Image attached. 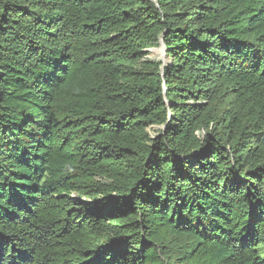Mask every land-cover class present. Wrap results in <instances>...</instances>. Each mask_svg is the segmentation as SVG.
I'll use <instances>...</instances> for the list:
<instances>
[{
    "label": "trees",
    "instance_id": "obj_1",
    "mask_svg": "<svg viewBox=\"0 0 264 264\" xmlns=\"http://www.w3.org/2000/svg\"><path fill=\"white\" fill-rule=\"evenodd\" d=\"M0 264H264V0H0Z\"/></svg>",
    "mask_w": 264,
    "mask_h": 264
},
{
    "label": "rangeland",
    "instance_id": "obj_2",
    "mask_svg": "<svg viewBox=\"0 0 264 264\" xmlns=\"http://www.w3.org/2000/svg\"><path fill=\"white\" fill-rule=\"evenodd\" d=\"M148 52L149 54L145 57V59L150 60V61L159 62L161 64L160 70L162 72L164 68L169 64L170 61L168 57L165 56V52L161 44L156 48H151Z\"/></svg>",
    "mask_w": 264,
    "mask_h": 264
},
{
    "label": "water",
    "instance_id": "obj_3",
    "mask_svg": "<svg viewBox=\"0 0 264 264\" xmlns=\"http://www.w3.org/2000/svg\"><path fill=\"white\" fill-rule=\"evenodd\" d=\"M154 1H155V0H154ZM160 44H161L162 48L164 49L163 40L160 41ZM149 50H150V49H148V51H149ZM164 52H165V49H164Z\"/></svg>",
    "mask_w": 264,
    "mask_h": 264
}]
</instances>
